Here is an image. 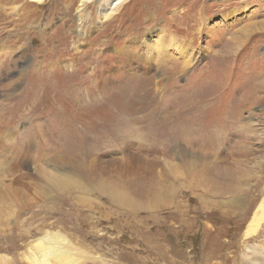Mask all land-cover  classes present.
Listing matches in <instances>:
<instances>
[{
  "label": "rangeland",
  "instance_id": "374dc122",
  "mask_svg": "<svg viewBox=\"0 0 264 264\" xmlns=\"http://www.w3.org/2000/svg\"><path fill=\"white\" fill-rule=\"evenodd\" d=\"M78 2L0 0V105H24L19 97L35 83L30 72L45 71L58 73V83L46 84L50 92L57 87L62 98L71 84L95 98L108 94L109 112L102 120L95 106L91 118L80 112L75 119L80 107L70 101L0 112V255L14 259L26 243L53 236L72 258L85 252L86 264H205L208 252L185 242L186 227L156 244L163 259L146 233L180 228L174 216L184 215L194 177L183 154L187 127L207 132L190 139L197 174L214 166L236 179L233 197L206 195L211 210L239 215L240 231L246 203L264 198V0H128L103 24L89 4L84 40L76 34ZM160 40L161 55L153 48ZM173 66L180 71L170 80L162 67L170 73ZM76 78L82 88H73ZM137 84L155 95L168 89L165 99L194 88L207 101L200 117L161 120L154 110L158 118L147 119L144 104L127 108L131 96H117L132 95ZM6 86L16 89L5 93ZM209 131L219 144L205 145ZM206 178L204 188H214Z\"/></svg>",
  "mask_w": 264,
  "mask_h": 264
},
{
  "label": "bare ground",
  "instance_id": "6f19581e",
  "mask_svg": "<svg viewBox=\"0 0 264 264\" xmlns=\"http://www.w3.org/2000/svg\"><path fill=\"white\" fill-rule=\"evenodd\" d=\"M127 1L128 0H79L78 2L79 5L76 10V17H75L77 22L76 34L77 37H79V40H84V38L87 39V33L84 30L85 28L84 26L85 23H87L88 18L91 17L90 16L91 13L87 11V7L89 4L93 5L95 3L97 5L96 7H94V11L96 13L95 20H97L98 24H103L115 20V17L119 14L118 12L124 8ZM32 2L42 5L46 2V0H32ZM89 7H91V5ZM163 44L164 42L160 40L156 44L157 46L153 47L155 50H157V53L159 55H161L160 53L164 51L160 48ZM173 44H174L173 46H175L177 51L183 50V48L180 45H175L176 43ZM124 53L127 54L128 52L124 51ZM115 54H118V56L124 55L123 53L122 54L115 53ZM161 64L163 65V63ZM163 67H162L163 73L165 72L166 76L170 75L171 77L170 80L172 79L173 75L177 73V71H180V70H174L176 69V66H173L171 67L169 73L168 72L169 69L164 70ZM30 73L33 75L34 77L33 79L35 80V83L29 90V93H26L25 95L22 96L20 95L19 97V99L24 98L23 99L24 105L21 106L25 107V111H29V112H35V110L38 111L37 108L39 106L42 107L43 104L46 106L47 105L50 106L51 101L53 102L70 101L71 104L75 103L76 106H78V108L80 107L79 109L80 111H77V114H75L74 117L75 119L79 117H83V115L79 114L80 112H82V114L86 115L87 117L91 118L93 115L92 109L95 106L102 107L101 116H100V118L103 117L102 120L108 118V113H109L107 110L108 98L106 96L108 94L100 95L95 98L86 89L76 90V91L72 90L71 84H69L70 87H68V89L65 90L64 93L61 91L62 92L61 95L64 96L61 98V96H58V94H56L57 87H54L53 89L55 90L50 92L51 87L49 85H46L48 81L52 78H54L57 81L56 83H58V73L51 74L50 72L46 74L45 71L42 72L31 71ZM60 78L63 79V81L66 80V78H62L61 76ZM62 84H66V82H63ZM83 84H85L84 81H79L76 78V81L72 83V86L74 88V87H80L82 85L80 87L82 88ZM34 88H42V89H34ZM63 88L65 89V86H63ZM5 89H6L5 93H8L11 90L16 89V87L12 88L6 86ZM87 89L89 88L87 87ZM141 89L142 86L138 85V87L136 86V89L134 90L132 95L129 92L122 90L118 93L117 96L121 100H124L126 96H131L132 99L131 100L128 99L126 101L127 108L134 107V103L136 102L144 104V106L142 107L143 111H140V113L143 114V116L146 117L147 119H152L154 117L158 118L157 116H154V113L156 114L154 110H158L163 113L160 116L161 120H174L173 118H176V120H178L181 117H189L191 115H194L196 117V114H198V117H200V114H202L204 110L205 102L207 101V98L203 97L204 94L195 91L194 88L192 89L185 88L186 90H181L182 92L184 91L182 93L183 95H180L181 93H179L177 96H174L169 99L168 98L165 99V94H167L168 89H166V91L163 93L160 92L159 95H155L154 93L151 94L150 91L145 93V91L142 92ZM5 93H2L1 95L7 97L8 95H6ZM102 93H106V92L103 91ZM136 99L137 101H135ZM9 101H11V99ZM21 106L17 108L12 101L10 103L0 105L1 115H3L4 117L8 115L5 112L3 113V110H7L10 112V111H14L12 110L13 108L20 109ZM134 110L135 109H130L129 112L130 111L134 112ZM25 111L20 110L19 113L23 115ZM86 112H88L89 114ZM199 119L201 118H198V120ZM191 130L192 129L188 127L186 128L185 134H191V136L187 137L189 135H185V137H187L188 142H187V148L185 147L183 149V154L185 157L191 158V160L187 162L189 163L187 164L188 165L187 167L191 168L190 176H193V172H194V177H192V181H190L186 185V191H187L185 198L186 211L184 215L176 214V216H174L175 220H173V223H175L180 228L177 229L174 227L177 230L176 231V230H170L169 225L168 226L165 225L161 228L158 227L154 232L148 234L146 233L147 243L150 244L155 243L154 248L156 251H158V256L163 259L165 258V252L162 251L161 248L156 244H158L159 241L163 242V239L164 238L166 239L167 236L179 237L182 234L181 228L186 227V231H184L185 234L183 233L182 235L185 242L191 245L192 249L196 246H199L202 252H208L206 255L202 256L205 257V260L208 261L205 264H227V263L228 264H264V198H262V200L260 201L254 200L252 202L246 203L248 207L247 212L243 213L244 215L242 216L245 217L244 219L246 220L245 221L241 220V222H245V225L240 231L238 229L239 224L235 226L236 223L238 222V218H240L239 215L237 214L233 215V213L229 214L230 211L220 212L219 209L211 210L210 206L207 205V203L209 202L206 199V195H208V193H211L212 196L215 197L218 196L221 197V194H224L225 196L233 197L232 195H230L232 194V192L230 191L229 185L230 184L233 185V183L236 184L235 182L236 179L233 178L231 174H228V172L220 171V169H218L219 167L217 168L214 166L208 168L207 170H202L201 172H199L198 170L199 174H197L195 169L197 168L198 165L193 160L194 150L190 146V142L191 140L194 139L192 135H195L196 137L195 140L198 139L200 140V138L204 137V134L207 132L205 130L202 131V129L199 131L198 130L191 131ZM208 133H209L208 137L203 139L204 140L203 142L205 143V145L210 143L209 144L210 146L211 145L215 146V142L217 143L216 135L218 133L216 134L212 131H209ZM202 175L204 177L205 176L207 177L206 180L208 182L209 180H211L215 184L214 188L213 186L211 188L208 187V189L204 188L205 186L203 185L201 180V178L203 177ZM220 184H227L226 187L228 190L226 189V187H223ZM221 189H224V192L220 193L219 191ZM157 190L159 194H162L167 191V188L166 186H158ZM235 191L236 190L234 189L233 193ZM158 196L155 194V197L158 198ZM127 198H129V196L128 197L124 196V199ZM160 198L163 199V197ZM118 199H120V196L118 197ZM191 200L192 201L194 200L193 202L194 204L188 205L191 202ZM177 215L179 216L177 217ZM208 223H213V226L221 224V226L219 228L212 227L213 229H207L204 226H206V224ZM228 226H232V228ZM231 249H233V251H231ZM18 252L19 253H17L14 259L6 255H0V264H86L87 263L86 260L89 259V257L85 255L86 253L82 251L80 256L72 258L68 254L67 244L58 241L57 238L53 236H48V238L44 242L35 241V242H31L30 244L26 243L22 248V250ZM130 260L137 263H142L141 261H138L140 259L134 255L130 256Z\"/></svg>",
  "mask_w": 264,
  "mask_h": 264
}]
</instances>
